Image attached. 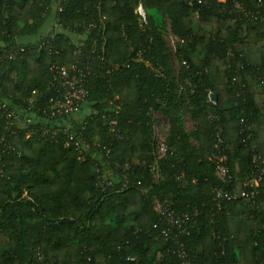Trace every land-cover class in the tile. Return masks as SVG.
Wrapping results in <instances>:
<instances>
[{
	"label": "trees",
	"instance_id": "1",
	"mask_svg": "<svg viewBox=\"0 0 264 264\" xmlns=\"http://www.w3.org/2000/svg\"><path fill=\"white\" fill-rule=\"evenodd\" d=\"M263 14L264 0H0V58L29 45L14 61L0 59V101L23 109L32 100L37 116L8 126L0 109V264H182L179 247L191 264H264V182L256 203L217 210L215 190L233 186L217 179L213 160L220 135L238 186L253 156L264 158ZM51 16L57 29L43 35ZM168 28L179 39L178 75ZM77 62L97 70L88 113L67 119L85 129L86 161L40 121L61 87L50 66ZM153 112L170 123L163 157ZM244 125L251 131L241 133ZM157 205L189 215V235L167 238Z\"/></svg>",
	"mask_w": 264,
	"mask_h": 264
},
{
	"label": "built area",
	"instance_id": "2",
	"mask_svg": "<svg viewBox=\"0 0 264 264\" xmlns=\"http://www.w3.org/2000/svg\"><path fill=\"white\" fill-rule=\"evenodd\" d=\"M138 17L141 28H145L148 25L147 12L142 3H140L135 10ZM261 22L264 23V14L261 16ZM58 24V23H57ZM54 23L55 29L57 25ZM90 27H96L95 25H89ZM54 37V34L52 35ZM172 43L175 46V51L177 52V45L179 39L176 36L170 35ZM38 41V40H37ZM33 43L35 44V42ZM33 44V45H34ZM29 45L16 44L12 46L8 51L4 52L1 56V62L14 61L18 57L22 56L27 50ZM30 48V47H29ZM243 69H249L248 67L240 66ZM50 73L54 76L55 81L60 82V90H58V97L51 98L50 104L52 105L51 113L47 119H41L44 127L47 124L52 123L51 129L46 130L44 133L50 136L52 139L57 138V136L62 132L70 140L64 143L65 147H70L73 143L74 148L78 153V157L81 161H86L87 153L91 149V144L84 140V127L75 132V128L71 122H68L72 117L78 115L81 112L82 106L85 102V98L88 96V81L89 76L97 73V70L92 66L91 63H87L84 67H80L79 63H74L70 66H58L51 65ZM259 71V69H258ZM237 72V71H236ZM258 80L262 85H264V72H258ZM236 81V77L233 79ZM215 92L209 93V102L216 106L217 101L212 99V95ZM29 105L26 108H13L9 109L6 102L0 101V109L5 111L4 115L7 120L8 126L14 125L19 128L28 127L35 123L37 116L32 111L33 102L29 101ZM68 119V120H67ZM58 120H64L68 122L66 125L59 126L54 124ZM243 123V120H242ZM246 131H251L250 126H245L241 128V133ZM14 130L12 131V134ZM249 138V137H248ZM98 146V145H97ZM215 153L213 155V160L215 163V174L217 179L223 184L228 186H233L232 189L220 188L215 190V205L217 210H227L229 205L235 202L244 200L251 203H256L258 197L261 194V186L264 182V158L258 155H254L252 159L253 168L251 172L245 177V179L237 186L234 183V178L229 166V157L225 151L224 143L222 137L219 135L215 140ZM156 210L162 221L166 222L167 229L164 231L165 236L168 238L171 231H174V238H178L180 235L190 233V224L192 218L185 214L182 216L177 215L170 206L157 205ZM181 260L182 264H191L188 259L185 249L182 247L177 248L175 251ZM128 261L136 262L135 258H127Z\"/></svg>",
	"mask_w": 264,
	"mask_h": 264
},
{
	"label": "rangeland",
	"instance_id": "3",
	"mask_svg": "<svg viewBox=\"0 0 264 264\" xmlns=\"http://www.w3.org/2000/svg\"><path fill=\"white\" fill-rule=\"evenodd\" d=\"M54 23H55L54 18L51 16L44 25L43 29L41 30V34L45 35L51 31H56L54 27ZM165 24L166 27H168L169 21H166ZM166 31L167 33L165 35V39L171 53L175 74L178 75L180 70V63L176 55L175 46L173 45L172 39L170 37V35L172 36L174 35L171 33V31H169V28ZM33 39L37 40L38 38L35 37ZM86 113H88V110L86 108L84 110L81 109V112L78 115L74 116L72 119H74L75 121L76 120L81 121ZM182 114H183V125L186 131L191 134L195 130V122H193L190 114L186 110H183ZM152 121H153V130H154V140L156 141L158 146V156L163 157L170 143V123L169 120L159 112L152 113ZM54 124L62 126L68 124V122L64 120H58ZM192 144L196 145V142L192 140Z\"/></svg>",
	"mask_w": 264,
	"mask_h": 264
},
{
	"label": "water",
	"instance_id": "4",
	"mask_svg": "<svg viewBox=\"0 0 264 264\" xmlns=\"http://www.w3.org/2000/svg\"><path fill=\"white\" fill-rule=\"evenodd\" d=\"M212 99L217 101L218 100V94L217 93H213Z\"/></svg>",
	"mask_w": 264,
	"mask_h": 264
}]
</instances>
